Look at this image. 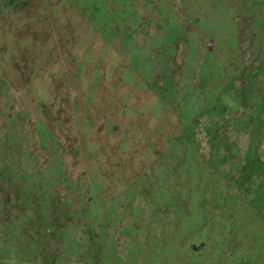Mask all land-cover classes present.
Segmentation results:
<instances>
[{"label":"rangeland","instance_id":"obj_1","mask_svg":"<svg viewBox=\"0 0 264 264\" xmlns=\"http://www.w3.org/2000/svg\"><path fill=\"white\" fill-rule=\"evenodd\" d=\"M0 264H264V0H0Z\"/></svg>","mask_w":264,"mask_h":264},{"label":"flooded vegetation","instance_id":"obj_2","mask_svg":"<svg viewBox=\"0 0 264 264\" xmlns=\"http://www.w3.org/2000/svg\"><path fill=\"white\" fill-rule=\"evenodd\" d=\"M211 46V44H209Z\"/></svg>","mask_w":264,"mask_h":264}]
</instances>
